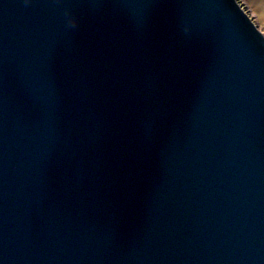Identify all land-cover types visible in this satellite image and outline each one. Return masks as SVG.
Returning <instances> with one entry per match:
<instances>
[{
  "label": "water",
  "instance_id": "95a60500",
  "mask_svg": "<svg viewBox=\"0 0 264 264\" xmlns=\"http://www.w3.org/2000/svg\"><path fill=\"white\" fill-rule=\"evenodd\" d=\"M0 264H264L238 0H0Z\"/></svg>",
  "mask_w": 264,
  "mask_h": 264
},
{
  "label": "rangeland",
  "instance_id": "374dc122",
  "mask_svg": "<svg viewBox=\"0 0 264 264\" xmlns=\"http://www.w3.org/2000/svg\"><path fill=\"white\" fill-rule=\"evenodd\" d=\"M245 11L264 33V0H238Z\"/></svg>",
  "mask_w": 264,
  "mask_h": 264
}]
</instances>
